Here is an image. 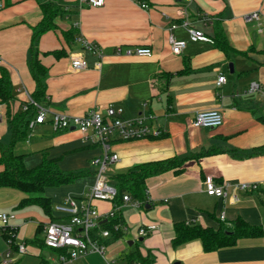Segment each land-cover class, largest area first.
I'll return each mask as SVG.
<instances>
[{"label": "crops", "instance_id": "crops-1", "mask_svg": "<svg viewBox=\"0 0 264 264\" xmlns=\"http://www.w3.org/2000/svg\"><path fill=\"white\" fill-rule=\"evenodd\" d=\"M47 1L4 0L0 9V67L10 75L15 97L12 114L21 111L36 91L29 62L34 28L43 19L41 6ZM59 2L70 14L57 21L58 30L45 33L37 43L39 59L48 70L46 107L52 113L77 117L95 108L105 114L109 107L125 120L155 116L153 124L164 131L163 137L112 143V151L119 156L110 168L114 176L141 164L187 159L182 174L170 171L146 181L147 206L122 203L120 218L127 230L120 237L112 234L105 256L90 254L67 264H264V235L244 237L232 247L210 253L200 240L181 246L174 243L176 226L187 223L234 230L242 221L264 229V0H105L102 7L82 8L77 0ZM142 3L149 8H142ZM256 12L259 21L246 20ZM77 22L76 38L69 42L63 31ZM185 22L211 39L221 29L230 53L213 43L190 42ZM174 25L177 28L172 29ZM171 35L188 41L181 55L172 54ZM79 37L96 46L101 55L86 49ZM137 46L151 48L153 56L115 54L117 47ZM56 51L62 55L56 57ZM79 55L87 68L74 71L72 58ZM221 76L226 82L218 86ZM252 83L263 91L250 93ZM216 109L224 115L220 128L193 127L199 113ZM4 111L0 145L9 144L11 138L5 105ZM30 131L25 140L28 146L21 142L15 146V152L25 156L27 168L38 166L47 155L58 159L62 170L86 176L72 185L46 190L50 214L35 206L18 209L25 195L0 189V214L16 215L11 224L18 225V235L30 228L27 243L42 239L39 226L64 221L62 215L52 213L56 205L68 196L89 193L95 183L91 161L101 152L86 143L78 130L55 132L50 120ZM208 177L218 185L260 183L261 187L243 191L232 186L226 197L217 198L206 193ZM97 207L107 215L113 204L100 202ZM152 224L159 230L145 237L138 234L142 226ZM30 248L41 264H57L58 252L35 244Z\"/></svg>", "mask_w": 264, "mask_h": 264}, {"label": "built area", "instance_id": "built-area-1", "mask_svg": "<svg viewBox=\"0 0 264 264\" xmlns=\"http://www.w3.org/2000/svg\"><path fill=\"white\" fill-rule=\"evenodd\" d=\"M187 3L192 0H185ZM79 8L83 5L93 7H102L105 0H77ZM4 7V0H0V9ZM141 7L148 9L149 6L145 3ZM260 13H252L246 16L247 21H259ZM207 21L212 19L206 18ZM184 27L189 33V41L192 43L205 42L213 43L212 39L202 31L190 28V25L185 22ZM75 27L79 28V23H75ZM177 28L174 25L172 29ZM80 41L84 42L86 49H89L101 55L98 48L82 37ZM169 42L171 52L174 55H181L188 45V41L176 40L173 35L170 36ZM116 55L136 56L141 58H151L153 50L149 47H117ZM72 68L74 71H82L87 68L86 61L81 56L72 58ZM226 82V77L221 76L218 79V86ZM262 87L258 83H252L250 93L262 92ZM30 106L36 110V116L30 122L29 128L32 129L37 124H44L48 120L52 124L55 132L69 131L71 129L78 130L84 137V141L91 146L100 148V154L96 156L91 165L95 168V183L91 187L88 194L83 197H66L63 202L55 206L56 213L63 216L64 221L49 222L43 226L42 240L47 249L58 252L57 264H67L77 259L86 257L90 254H99L105 256L107 249V241L112 237V232L108 229H102L101 223L104 220H112L116 218L117 213L123 205H116L115 200L118 197V190L110 181L107 173L109 167L119 161L118 154L112 151V143L114 141H133L141 139H158L164 136V131L157 125L153 124L154 115L140 116L134 120H125L121 117L120 112L113 107H109L105 114L100 109H93L88 115L77 117L70 116L64 113H52L47 107L40 105L34 101L32 97H28L27 101L22 105V110L27 111ZM5 115L4 105L0 103V127L3 123ZM224 123L223 113L216 109L199 113L193 121V127L196 129H216L220 128ZM206 193L209 196L224 198L227 196V189L234 186L237 190L243 191H258L261 187L260 183H243L237 185L225 184L218 185L213 177H208L205 181ZM237 199V196L233 197ZM146 201L147 195H146ZM105 202L112 203L113 209L107 215L101 214L97 207V203ZM123 203L131 204L133 207L142 208V202L133 199L129 195L123 197ZM16 219L13 213L0 214V232L6 233L15 237L16 227L12 226V221ZM221 220L225 221V214L221 215ZM191 226V223H187ZM115 231H126L124 224L118 223L114 225ZM159 230L156 224L142 226L138 234L145 237ZM12 241L8 243L11 245ZM17 252L21 255L28 253L26 245L17 246ZM6 260L0 264H12L11 251L5 254ZM141 264V263H135Z\"/></svg>", "mask_w": 264, "mask_h": 264}, {"label": "trees", "instance_id": "trees-1", "mask_svg": "<svg viewBox=\"0 0 264 264\" xmlns=\"http://www.w3.org/2000/svg\"><path fill=\"white\" fill-rule=\"evenodd\" d=\"M59 1L48 0L42 4L43 19L34 28L32 38V57L29 62V68L36 83V91L32 95V98L45 107L47 101L46 79L48 70L39 59L37 43L45 33L58 30L57 21L65 19L70 14ZM77 30L78 28L74 27L68 31H63V35L70 42L76 38ZM212 42L226 54L230 53L231 47L221 29H217L216 37L212 38ZM53 54L56 57H60L62 52L56 51ZM14 98L10 75L5 68L0 67V103L8 108V124L11 132L10 143L0 145V167L3 168L0 171V189L16 190L25 195V198L19 204V209L35 206L41 208L44 213L50 214L51 200L46 196V190L72 185L78 179L86 176V174L64 171L59 167L58 159H50L47 155H44L43 161L38 166L34 168L26 167L24 162L25 156L17 154L15 146L27 139L30 131L29 125L36 116V110L33 106H30L27 111L21 110L12 114L10 105ZM261 120L264 122V119ZM186 160L171 158L165 161L141 164L133 167L125 174L113 176L111 182L118 190V197L115 200L116 205L121 206L123 197L129 195L133 199L142 202L144 206H147L148 202L146 201L145 194L146 181L151 177L170 171H174L175 174H182L185 169ZM118 223L123 224L120 218V211L117 213L116 218L102 221L101 227L102 229L110 230L116 237H120L123 231L114 230V225ZM43 226H39V234L43 232ZM175 232L176 238L174 243L176 246L200 240L204 246V250L208 253L232 247L236 245L239 239L244 237L264 235V229L250 227L242 221L236 223L234 230L226 228L213 230L211 228L183 224L177 225ZM16 234L17 231H15ZM4 236L8 242L12 241L11 246H14L15 237L12 238V236L6 233H4ZM30 244L39 245L41 248L45 247L43 240L41 238L37 239V237Z\"/></svg>", "mask_w": 264, "mask_h": 264}, {"label": "rangeland", "instance_id": "rangeland-1", "mask_svg": "<svg viewBox=\"0 0 264 264\" xmlns=\"http://www.w3.org/2000/svg\"><path fill=\"white\" fill-rule=\"evenodd\" d=\"M60 1H62V0H60ZM31 133H33V132L30 131L29 136H31ZM21 143L26 144L27 142L26 141H23ZM26 145L28 146V144H26ZM21 146H23V145H21ZM23 147H25V146H23ZM111 167L112 166L109 167V170H108V173H107L108 177L110 178V181H111V178L114 176L111 173V170H110ZM67 172H69V171H67ZM18 207H19V205L16 208H18ZM21 211L22 210H20V212ZM54 211H55V209L54 210L52 209V213ZM12 226L13 227H17L18 225L12 224ZM0 227H1V223H0ZM30 233H31L30 232V228H27V227L24 228L21 231L20 235H18V234H17L18 236L16 235V239H15L14 246H11L8 243V241L5 239L4 233L3 232L2 233L0 232V262L5 261L6 260L5 259L6 258L5 254L8 253L9 251H11V258H9L8 261H10L12 264H41V260L38 257V255L37 254H34L32 252V249L30 248L31 244L30 243H27L28 240L30 241V239H31ZM22 244H25L26 245V248H27V251H28V253L26 255H21V254H19L17 252L16 246H19V245H22Z\"/></svg>", "mask_w": 264, "mask_h": 264}, {"label": "water", "instance_id": "water-1", "mask_svg": "<svg viewBox=\"0 0 264 264\" xmlns=\"http://www.w3.org/2000/svg\"><path fill=\"white\" fill-rule=\"evenodd\" d=\"M230 68H231V72H234V66L233 65H230ZM71 130H75V129L73 128Z\"/></svg>", "mask_w": 264, "mask_h": 264}]
</instances>
